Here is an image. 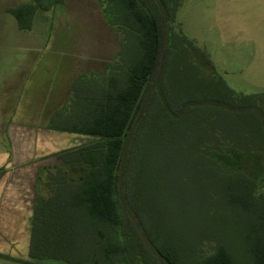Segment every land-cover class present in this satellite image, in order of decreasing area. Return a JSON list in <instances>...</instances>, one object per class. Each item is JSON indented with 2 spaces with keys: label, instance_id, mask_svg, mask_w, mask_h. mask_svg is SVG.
I'll use <instances>...</instances> for the list:
<instances>
[{
  "label": "trees",
  "instance_id": "trees-1",
  "mask_svg": "<svg viewBox=\"0 0 264 264\" xmlns=\"http://www.w3.org/2000/svg\"><path fill=\"white\" fill-rule=\"evenodd\" d=\"M64 2L8 13L29 31ZM183 2L98 0L117 51L52 122L87 140L40 171L28 258L17 263L264 264V91L232 89L175 27ZM248 159L262 175L239 167ZM182 172L201 192L198 215L178 227L163 191Z\"/></svg>",
  "mask_w": 264,
  "mask_h": 264
},
{
  "label": "rangeland",
  "instance_id": "rangeland-1",
  "mask_svg": "<svg viewBox=\"0 0 264 264\" xmlns=\"http://www.w3.org/2000/svg\"><path fill=\"white\" fill-rule=\"evenodd\" d=\"M29 1L0 0V86L15 74L13 70L29 68L35 57L37 74L50 77L43 84L57 87L74 73L73 66L79 60L84 63L90 58V51H109L104 59L111 60L115 42L96 23L102 15L98 0H65L62 7L39 13L31 30L24 32L8 10ZM175 27L210 54L217 72L232 89L244 94L264 91V0H184ZM6 107L0 106V115L8 113ZM83 141L85 138H70L63 143L72 147ZM239 167L252 177L263 174L254 159ZM178 176L176 182L167 181L163 195L168 224L180 227L182 219L198 215L193 200L201 187L186 180L183 172ZM0 250L11 259L26 260L27 237Z\"/></svg>",
  "mask_w": 264,
  "mask_h": 264
},
{
  "label": "crops",
  "instance_id": "crops-1",
  "mask_svg": "<svg viewBox=\"0 0 264 264\" xmlns=\"http://www.w3.org/2000/svg\"><path fill=\"white\" fill-rule=\"evenodd\" d=\"M100 19V22L96 20L97 25L105 28V35L115 42L114 55L117 51L116 35L102 15ZM90 53L86 62L79 60L73 66L74 73L63 79L60 87L43 84L50 77L37 74L38 67L33 66L37 57L29 68L13 70L15 74L3 81L5 86H0V106L8 107V113L0 115V249L9 247L10 242L20 244L27 237L29 252L40 171L59 165V153L76 148L87 140L84 136L54 129L52 122L58 119L59 113H68L74 85L80 78L90 72L97 75L103 72L105 54L110 52ZM70 138H85V141L66 147L63 142ZM16 260L0 250V261Z\"/></svg>",
  "mask_w": 264,
  "mask_h": 264
},
{
  "label": "water",
  "instance_id": "water-1",
  "mask_svg": "<svg viewBox=\"0 0 264 264\" xmlns=\"http://www.w3.org/2000/svg\"><path fill=\"white\" fill-rule=\"evenodd\" d=\"M167 29L169 30V27H167ZM162 60V58L160 59V61ZM160 70V67L158 68V71Z\"/></svg>",
  "mask_w": 264,
  "mask_h": 264
}]
</instances>
